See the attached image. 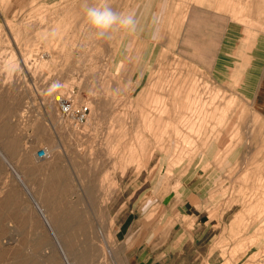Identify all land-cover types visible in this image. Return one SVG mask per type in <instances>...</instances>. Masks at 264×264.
<instances>
[{"label": "rangeland", "instance_id": "rangeland-1", "mask_svg": "<svg viewBox=\"0 0 264 264\" xmlns=\"http://www.w3.org/2000/svg\"><path fill=\"white\" fill-rule=\"evenodd\" d=\"M154 4L162 13L151 19L158 24L156 38L145 17ZM104 5L131 15L135 31L117 26L98 36L86 7ZM232 20L264 30V0H0V264H116L118 223L166 195L175 193V203L181 182L195 172L211 199L196 213L169 220L176 226L162 234L169 263L264 264V225L249 250L262 245L257 262L236 249L259 225L243 231L239 220L252 218L245 195L264 178V122L250 126L251 107L212 70L219 30ZM125 44V53L140 46L123 66ZM189 88L211 108L224 106L225 118L194 121L192 110L181 116L172 95L184 99ZM60 101L74 109L88 105L90 112L80 121L65 115ZM165 101L169 114L159 112ZM149 108L150 130L142 123ZM198 126L207 131L195 135ZM240 134L243 143L231 155ZM191 139L193 146L185 144L174 156L175 142ZM130 141L137 162L124 153ZM160 141L171 142L168 151L159 149ZM42 147L50 156L38 161ZM207 153L213 155L206 162Z\"/></svg>", "mask_w": 264, "mask_h": 264}, {"label": "crops", "instance_id": "crops-1", "mask_svg": "<svg viewBox=\"0 0 264 264\" xmlns=\"http://www.w3.org/2000/svg\"><path fill=\"white\" fill-rule=\"evenodd\" d=\"M148 1L153 4L154 0ZM154 6L155 4L150 7L148 14L145 13L147 14L145 17L150 19V24L146 27L153 37L157 35L158 24L151 19H157L162 15L161 7ZM153 8L156 9L155 12ZM139 46L133 44L129 52L125 53L127 45H123L120 48L118 64L126 65L132 55V47L136 54ZM143 52L144 50L138 58L137 67L143 61ZM153 52L152 48L150 56ZM212 70L217 79L226 83L229 89L243 100V103L251 107L249 125H261L264 122V30H255L238 21H229L224 29L219 30ZM141 77L143 76L139 74L138 81ZM244 138V134H240L241 142L231 151V155L236 154L237 147L243 143ZM212 155V153L204 154L202 159L207 162ZM230 156L224 160L225 165L230 163ZM36 159L45 160L39 158L37 154ZM201 177L198 172H195L190 178L187 177L184 182H181L175 203L172 202L176 196L175 193L166 195L160 201L148 202L134 208L118 223L116 236L120 247V257L116 258V264H170L162 234L166 226H169V220L172 217L178 216L177 214L192 215L199 210L198 206L209 204L211 191L206 192L207 182L201 180ZM28 192L34 193L31 190ZM36 204L38 205L37 202ZM38 207L40 211H43V208L39 205Z\"/></svg>", "mask_w": 264, "mask_h": 264}, {"label": "bare ground", "instance_id": "bare-ground-1", "mask_svg": "<svg viewBox=\"0 0 264 264\" xmlns=\"http://www.w3.org/2000/svg\"><path fill=\"white\" fill-rule=\"evenodd\" d=\"M188 9V8H187ZM184 12H186V11H184ZM187 13V12H186ZM186 15V14H185ZM184 15V16H185ZM59 18V17H58ZM27 61V60H26ZM158 79V78H157ZM149 84V83H148ZM151 87V86H150ZM180 87H181V85H180ZM174 89V88H173ZM191 88H189V91L187 92V90H186V99H185V101H184V99H183V97H182V99L181 98H179V96H177V97H174L175 95H172V103H174V105H180L181 106V110H180V113L182 114L181 116H184L188 111H191L192 110V112H194V113H196L195 115H196V118L195 117H193V120L195 121V120H199V119H201V121H205V120H207V119H209V118H217V119H219V121H222L224 118H225V116H226V114H227V109H225L224 108V106L223 107H221V105H220V107L219 106H216V107H210V105H212L211 103H209V101L208 100H205L204 102H202L199 98L197 99L196 97H192V93H191ZM154 92V91H153ZM178 92V91H177ZM181 92H183V91H181ZM185 92V91H184ZM161 95V94H160ZM182 95H183V93H182ZM171 95H168V97H170ZM166 97H167V95H166ZM212 97V96H211ZM164 98V97H163ZM157 100V99H156ZM182 101H184V103H182ZM91 103V102H90ZM169 101H165V105H164V107H162L161 109H159V112H162V113H170V109H169ZM213 103V102H212ZM92 104V103H91ZM163 104V103H162ZM93 105V104H92ZM91 105V106H92ZM147 105H150V102H148L147 103ZM227 107V106H226ZM183 108V109H182ZM145 110H147V109H145ZM145 110H144V112H145ZM143 112V111H142ZM147 112V111H146ZM157 112H158V110H157ZM177 112H179V109H177ZM143 114V113H142ZM161 114V113H160ZM193 114V113H192ZM194 116V115H193ZM192 117V116H191ZM157 120H159V118H157ZM200 121V122H201ZM140 122V121H139ZM152 122H153V116H152V113H151V110H150V108H149V110H148V112L146 113V114H143L142 115V123L144 124V126L145 127H147L149 130L150 129H152L151 127H152ZM161 122V121H160ZM193 122V121H192ZM206 122V121H205ZM164 123V122H163ZM184 123V122H183ZM190 123V122H189ZM154 125V124H153ZM183 125V124H182ZM187 125V124H186ZM185 126V125H184ZM170 127V125L169 124H167V125H163V126H161V129L163 128V129H168ZM173 127V126H172ZM196 127V125H191L190 126V129H194ZM210 127H215V126H210ZM125 130V129H124ZM213 131V129H210V131ZM215 130V129H214ZM156 131V130H155ZM204 131H207V128L206 129H204V127H201V126H198V128H197V130H196V132H195V135H196V133H197V135L199 134H201L202 132H204ZM140 132V131H139ZM209 132V131H208ZM142 133V132H141ZM166 134L168 133V132H165ZM214 133V132H213ZM164 134V133H163ZM161 135V138L164 136V135ZM207 134V133H206ZM215 134V133H214ZM210 135V134H209ZM157 136V135H156ZM160 136V135H159ZM167 136H169L170 137V135H168L167 134ZM206 136V135H205ZM236 136V135H235ZM177 137H180V138H184V139H188V138H191L192 136L190 135V134H185V133H182V132H177ZM202 137V136H201ZM145 138V137H144ZM156 138V137H155ZM199 138V137H198ZM159 140H160V138H159ZM145 141V140H144ZM193 141V139H191V140H183V141H177V142H175V148H174V156H176V155H178V154H181L180 152H182V149H183V147L185 146V144H190V143H193L192 142ZM196 141H198V140H196ZM202 141V140H201ZM204 141H206V140H204ZM131 142V141H130ZM126 143V142H125ZM143 143H145V142H143ZM159 144V149L161 148L162 150H167L168 151V149H169V146L171 145V142L170 141H160V142H158ZM194 143H195V141H194ZM127 144V143H126ZM157 144V143H156ZM141 145V144H140ZM190 145H192V144H190ZM143 147H144V145H142ZM193 146V145H192ZM262 146H264L263 144H262ZM140 147V146H139ZM227 147V146H226ZM137 148V147H136ZM136 148H135V143L133 144L132 142L131 143H129L127 146H126V148H125V152L124 153H126V151L130 154L129 156L130 157H137V150H136ZM156 148V147H155ZM190 148V147H189ZM199 148V147H198ZM264 148V147H263ZM110 149V148H109ZM157 150V149H156ZM161 150V151H162ZM263 151V150H262ZM142 152V151H141ZM153 152V151H152ZM189 152V151H188ZM194 152H196L195 150H194ZM193 152V153H194ZM264 152V151H263ZM123 153V152H122ZM122 153H121V155H122ZM150 153H151V151H150ZM193 153H191V154H193ZM143 154V153H142ZM189 154V153H188ZM139 155V154H138ZM194 155V154H193ZM197 155V154H196ZM125 156V155H124ZM128 156V154H126V157ZM180 156V155H179ZM189 156H190V154H189ZM134 157V159H135V161H136V158ZM129 158V157H128ZM138 158V157H137ZM142 158V157H141ZM122 159V158H121ZM124 159V158H123ZM126 159V158H125ZM132 159V158H131ZM185 159V158H184ZM139 160V159H138ZM126 161H127V159H126ZM125 161V162H126ZM131 161V160H130ZM133 161V160H132ZM141 161V160H140ZM191 161H192V159H191ZM244 161V160H243ZM116 162V161H115ZM124 162V161H123ZM137 162V161H136ZM122 163V162H121ZM135 163V162H134ZM142 163V162H141ZM140 162H139V164H141ZM223 163V162H222ZM124 163H122L121 165H123ZM128 164V163H127ZM116 165V164H115ZM114 165V166H115ZM124 166V165H123ZM140 166H143V164L142 165H140ZM145 166V165H144ZM219 166V165H218ZM127 167L128 166H126V169H127ZM187 167V166H186ZM263 167V166H262ZM119 168H121V167H119ZM138 168H139V166H138ZM140 168H142V167H140ZM253 168V167H252ZM257 168H259V167H257ZM125 168H123L122 170H126ZM153 169V168H152ZM243 169V168H242ZM250 169H251V167H250ZM261 169V168H260ZM140 170V169H139ZM152 171H155V170H152ZM250 171V170H249ZM231 173V172H230ZM249 173V172H248ZM153 174V173H152ZM170 174H171V172H170ZM236 174V173H235ZM245 174H247V173H245ZM244 174V175H245ZM173 175V174H172ZM250 175V174H249ZM264 175V174H263ZM248 176V175H247ZM257 176H258V174H257ZM236 177V176H235ZM254 177V176H253ZM252 177V178H253ZM263 177V176H262ZM262 177H260L259 176V178H257L255 181H256V185L254 186V188H253V191L251 192V194H249V195H245L246 197H245V199H244V209L246 210V211H248V213L250 214L249 216H252V218L251 217H249V218H251L250 220H248V221H244V217H243V215L242 214H244V212H242V214H240V216L242 215V219H238V215H237V219L239 220V225L241 224L242 225V229H240V230H243V231H246V230H249L250 228H252L256 223H259V225L254 229V231H253V233L252 234H250L249 236H246V237H244L242 240H240L238 243H237V245H236V249H245L248 253H249V250L252 248V247H254L260 240H261V238H256L258 235H260L261 234V232L263 231V225H264V178H262ZM245 177H243V179H244ZM251 178V177H250ZM255 178H256V176H255ZM180 179V178H179ZM179 179H177V180H179ZM242 179V178H241ZM176 180V181H177ZM247 182L250 180L248 177H246V179H245ZM254 180V179H253ZM253 180H252V183H253ZM228 181V180H227ZM175 182V181H174ZM236 182V181H235ZM242 182V181H241ZM221 183V182H220ZM227 183V182H226ZM246 183V182H245ZM255 183V182H254ZM232 184V183H231ZM237 184V183H236ZM242 184V183H241ZM240 184V185H241ZM244 184V183H243ZM247 184V183H246ZM234 186H236V185H234ZM238 186V185H237ZM247 186V185H246ZM239 188H241V187H239ZM246 188V187H245ZM245 188H243V189H245ZM227 190V189H226ZM235 190V189H234ZM233 190V191H234ZM240 191H241V189H239ZM249 190V189H248ZM247 190V191H248ZM236 191V190H235ZM245 191V190H244ZM237 192H239V191H237ZM243 192V191H242ZM234 193V192H233ZM230 194V193H229ZM232 194V193H231ZM239 194V193H238ZM241 194V193H240ZM237 195V193L235 194V196ZM238 196V195H237ZM236 196V197H237ZM240 196V195H239ZM243 196V195H242ZM228 197V196H227ZM236 197L234 198L235 200H236ZM241 197V196H240ZM239 197V198H240ZM229 198V197H228ZM232 198V197H231ZM232 200V201H234V202H236V201H239V200ZM229 203H230V201H229ZM228 203V204H229ZM243 203V202H242ZM231 204V203H230ZM230 204H229V206H230ZM240 206V205H239ZM220 208V207H219ZM243 208V207H242ZM241 209V208H240ZM42 210V209H41ZM243 210V209H242ZM240 211V210H239ZM238 211V212H239ZM234 217H235V215H234ZM240 218V217H239ZM246 218H247V216H246ZM236 220V219H235ZM232 222H233V220H232ZM235 222H237V221H235ZM231 224V223H230ZM233 224H234V222H233ZM238 225V226H239ZM233 226V225H232ZM236 226H237V224H236ZM241 227V226H240ZM239 227V228H240ZM233 228H234V226H233ZM241 235V234H240ZM60 244V243H59ZM60 247H61V245H60ZM61 248H63V247H61ZM63 250V249H62ZM262 250H263V247H262V245L258 248V249H256L254 252H252V253H249V255H250V257H251V259L253 260V261H256L257 262V259H258V256L261 254V252H262ZM241 251V250H240Z\"/></svg>", "mask_w": 264, "mask_h": 264}, {"label": "clouds", "instance_id": "clouds-1", "mask_svg": "<svg viewBox=\"0 0 264 264\" xmlns=\"http://www.w3.org/2000/svg\"><path fill=\"white\" fill-rule=\"evenodd\" d=\"M86 19L88 24L96 30L100 37L107 35L109 30L117 26L135 31L136 21L131 15H123L113 11L107 5L86 7Z\"/></svg>", "mask_w": 264, "mask_h": 264}, {"label": "built area", "instance_id": "built-area-1", "mask_svg": "<svg viewBox=\"0 0 264 264\" xmlns=\"http://www.w3.org/2000/svg\"><path fill=\"white\" fill-rule=\"evenodd\" d=\"M60 107L65 115H75V117L80 121H84L90 112V107L88 105L82 106L79 109H74L73 105L68 101H60ZM37 155L41 159H47L50 156L49 152L45 148H41Z\"/></svg>", "mask_w": 264, "mask_h": 264}]
</instances>
